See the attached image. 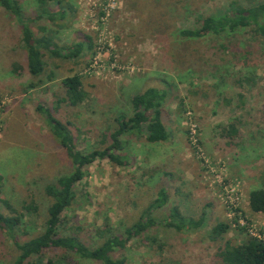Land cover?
<instances>
[{"label": "rangeland", "instance_id": "374dc122", "mask_svg": "<svg viewBox=\"0 0 264 264\" xmlns=\"http://www.w3.org/2000/svg\"><path fill=\"white\" fill-rule=\"evenodd\" d=\"M231 1L54 0L51 9L63 16L49 21L34 19V0H21L35 35L47 34L65 47L86 42L77 57L44 49L38 76L27 70L19 22L0 6V212L20 216V241L42 230L51 202L44 185L72 170L36 105L68 123L76 149L89 152L109 145L116 114L130 115L131 96L151 86L167 92L169 140L150 143L128 135L120 152L129 157L125 165L91 163L76 184L75 201L61 214L59 233L96 246L106 222L122 231L164 188L167 203L154 216L166 218L177 207L185 216L204 213L203 226L177 231L158 225L147 234L156 235L155 244L135 237L113 258L123 264H224L218 251L225 240L240 244L253 236L252 227L264 241V214L248 205L249 191L264 188V38L251 28L201 38L179 33ZM75 73L88 97L70 106L61 99V80ZM29 203L33 212L25 208ZM218 222L230 227L223 239L213 240L208 233ZM61 253L46 250L43 263ZM17 254L0 228V264H12ZM68 264L101 263L73 257Z\"/></svg>", "mask_w": 264, "mask_h": 264}, {"label": "trees", "instance_id": "16d2710c", "mask_svg": "<svg viewBox=\"0 0 264 264\" xmlns=\"http://www.w3.org/2000/svg\"><path fill=\"white\" fill-rule=\"evenodd\" d=\"M54 0H34V19L53 20L62 12L53 11L51 2ZM60 2V0H58ZM0 6L11 11L21 26L22 44L25 50L26 67L33 76H38L44 71L45 61L43 50H49L58 57L70 58L81 54L86 43L83 39L74 45L58 46L47 36H37L33 32L27 17L23 13L24 7L21 0H0ZM242 28H251L259 37L264 38V0H233L222 11L200 15L197 23L192 28H184L179 31L186 38H201L207 34L231 33ZM87 46L91 48L90 37L85 36ZM251 77L246 81L250 82ZM61 85L64 90L62 100L70 106H78L83 103L88 93L84 89L81 76L77 73L62 78ZM167 92L156 87H148L142 92L133 94L130 98L131 114L119 111L115 116V125L110 133V143L105 148L93 149L82 152L76 149L73 136L68 128V123L54 117L50 109L41 104L36 105V110L49 122V129L57 142L65 148L72 170L59 176L54 182L44 185V191L51 202L46 209V217L42 230L35 236L20 241L18 236L22 233L21 219L19 215H4L0 212V228L7 237L13 240L18 254L12 264H24L31 259V264H62L69 263V258L88 260L101 264H123L122 259L113 258L112 253L132 238L145 237L151 243L156 242V235L149 236V231L160 226L171 227L177 231L197 230L205 223V214L198 218L185 216L177 207H172L166 218H157L153 213L167 203V193L160 188L157 197L140 214L138 219L122 231H116L108 222L100 228L98 233L102 241L96 246H88L75 235H62L59 233L61 214L76 199V184L87 174V167L98 159H108L116 165H125L128 155L120 153L124 147L128 135H143L150 143L168 141L171 132L163 120L164 102ZM231 133H235L231 126ZM248 205L252 212L264 214V188H255L249 191ZM33 203L25 206L33 212ZM164 220V221H163ZM226 222H218L208 235L213 239H223V235L229 230ZM144 235V236H143ZM60 249L61 255L49 257L43 263V253L46 250ZM69 253V254H68ZM218 256L224 264H264V242L248 235L242 243L233 244L225 240L219 248Z\"/></svg>", "mask_w": 264, "mask_h": 264}, {"label": "built area", "instance_id": "2783aa9c", "mask_svg": "<svg viewBox=\"0 0 264 264\" xmlns=\"http://www.w3.org/2000/svg\"><path fill=\"white\" fill-rule=\"evenodd\" d=\"M240 222H241L242 224L245 225V222L243 221V219H240ZM245 226H247V225H245ZM248 231H249L251 234H253V236H256L255 233H253V228H252V227H248ZM257 238L260 239V237H257ZM261 240H262V239H261ZM262 241H263V240H262ZM263 242H264V241H263Z\"/></svg>", "mask_w": 264, "mask_h": 264}]
</instances>
